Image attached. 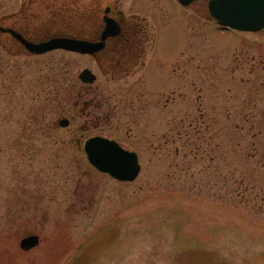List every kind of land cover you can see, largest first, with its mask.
Returning <instances> with one entry per match:
<instances>
[{"label":"rangeland","instance_id":"1","mask_svg":"<svg viewBox=\"0 0 264 264\" xmlns=\"http://www.w3.org/2000/svg\"><path fill=\"white\" fill-rule=\"evenodd\" d=\"M46 1L0 0V15L27 6L26 34L78 29L79 0ZM139 4L154 44L128 75L0 35V264H264V28L217 26L199 1ZM91 135L135 150L138 176L91 166Z\"/></svg>","mask_w":264,"mask_h":264},{"label":"water","instance_id":"2","mask_svg":"<svg viewBox=\"0 0 264 264\" xmlns=\"http://www.w3.org/2000/svg\"><path fill=\"white\" fill-rule=\"evenodd\" d=\"M191 0H178L187 5ZM209 14L220 26L243 32H258L264 28V0H209ZM105 17V27L100 40L91 41L69 35H50L39 41L26 39L18 31L0 25V31L8 32L30 53L41 54L54 49H62L81 54H92L103 45V40L118 32V26ZM77 78L83 83H92L96 75L88 68H82ZM67 117L57 120L59 126L68 125ZM87 161L98 171L109 174L119 181H132L140 171L137 153L122 147L115 139L103 135H91L83 142ZM39 242L37 234H28L19 240V246L28 250Z\"/></svg>","mask_w":264,"mask_h":264},{"label":"flooded vegetation","instance_id":"3","mask_svg":"<svg viewBox=\"0 0 264 264\" xmlns=\"http://www.w3.org/2000/svg\"><path fill=\"white\" fill-rule=\"evenodd\" d=\"M134 1L135 0H90L86 3L85 0H79V7L82 6V10L79 12L78 29L76 30V33H57L60 35H69L91 41H98L100 40L101 32L105 27L104 16L111 18L118 26V32L114 35L107 36L103 40V45L95 50L92 54H78L91 56L95 60L98 58H102L101 60L106 59L105 62H107L108 67L112 72L117 74L122 72L121 74L128 75L132 73L134 69H136V66L139 64V61L144 55L145 49L149 45V42L154 44L153 27L146 16L135 12V10L142 8V4L132 6ZM172 1L182 6L184 10L187 9L193 13H195L194 5L196 1H199L201 4H203L207 15L215 22V20L209 14V0H191L187 5L179 3L178 0ZM46 2L45 3L48 6L50 0H47ZM24 7L25 9L27 8V6L22 5L20 8L18 7L13 11L2 13L0 15V25L3 27L12 28L21 33L26 39L32 41H39L50 36L51 34L42 35L34 32L35 28H32V32H28L27 35L26 32L19 28L21 21L19 13L20 11H23ZM61 8L63 11H66L69 9V5L63 4L61 5ZM85 8L88 10H85ZM4 22L9 23L4 24ZM215 24L220 26L216 22ZM23 25L24 30L27 31H30L31 26H33L30 25L28 21L23 23ZM45 25L50 27L53 26L49 22ZM149 30L153 31L152 39L149 37ZM0 33V35L8 34L9 38L13 39L21 46L20 42L12 37L8 32L0 31ZM140 64L143 66L144 61H142ZM123 75H120L119 77H122Z\"/></svg>","mask_w":264,"mask_h":264},{"label":"trees","instance_id":"4","mask_svg":"<svg viewBox=\"0 0 264 264\" xmlns=\"http://www.w3.org/2000/svg\"><path fill=\"white\" fill-rule=\"evenodd\" d=\"M74 30V29H73ZM59 31H61V32H64V33H67V34H75L76 33V30H74L73 32H70L69 30H67V29H63V30H59ZM1 46V45H0ZM2 47V46H1ZM3 48V47H2ZM3 62V61H2ZM57 77H60V78H62L63 80H67V79H70V80H72V77L71 76H69V75H67V76H65L64 74H57ZM59 80H56L55 81V88L58 86V88L59 89H56L59 93H62L63 92V83L61 82H58ZM57 85V86H56ZM67 87V86H66ZM52 127H54V128H56L55 126H52Z\"/></svg>","mask_w":264,"mask_h":264}]
</instances>
